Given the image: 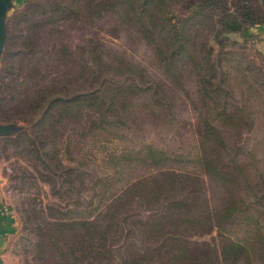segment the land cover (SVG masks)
I'll return each mask as SVG.
<instances>
[{"label": "rangeland", "instance_id": "374dc122", "mask_svg": "<svg viewBox=\"0 0 264 264\" xmlns=\"http://www.w3.org/2000/svg\"><path fill=\"white\" fill-rule=\"evenodd\" d=\"M264 0H13L0 264H264Z\"/></svg>", "mask_w": 264, "mask_h": 264}, {"label": "water", "instance_id": "95a60500", "mask_svg": "<svg viewBox=\"0 0 264 264\" xmlns=\"http://www.w3.org/2000/svg\"><path fill=\"white\" fill-rule=\"evenodd\" d=\"M13 6V0H0V55L4 52L8 38L7 15ZM21 130L15 123H0V135H10Z\"/></svg>", "mask_w": 264, "mask_h": 264}, {"label": "crops", "instance_id": "0c3cea01", "mask_svg": "<svg viewBox=\"0 0 264 264\" xmlns=\"http://www.w3.org/2000/svg\"><path fill=\"white\" fill-rule=\"evenodd\" d=\"M253 30L259 36L258 48L260 49L261 52L264 53V25H258V27L254 28Z\"/></svg>", "mask_w": 264, "mask_h": 264}]
</instances>
